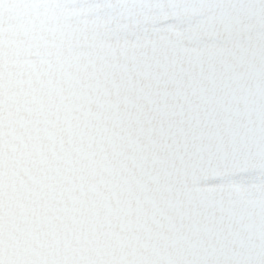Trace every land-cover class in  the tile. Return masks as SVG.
Segmentation results:
<instances>
[{"label":"snow or ice","instance_id":"snow-or-ice-1","mask_svg":"<svg viewBox=\"0 0 264 264\" xmlns=\"http://www.w3.org/2000/svg\"><path fill=\"white\" fill-rule=\"evenodd\" d=\"M0 264H264V0H0Z\"/></svg>","mask_w":264,"mask_h":264}]
</instances>
